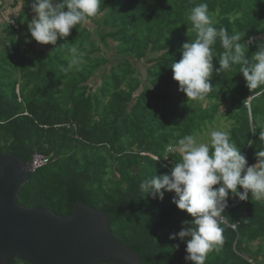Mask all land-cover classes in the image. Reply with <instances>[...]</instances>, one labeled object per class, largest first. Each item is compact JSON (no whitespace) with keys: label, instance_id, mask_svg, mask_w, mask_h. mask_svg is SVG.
Here are the masks:
<instances>
[{"label":"trees","instance_id":"obj_1","mask_svg":"<svg viewBox=\"0 0 264 264\" xmlns=\"http://www.w3.org/2000/svg\"><path fill=\"white\" fill-rule=\"evenodd\" d=\"M200 3H207L216 28L250 41L249 57L264 43V0H100L95 17L49 46L23 30L19 18L21 38L9 24L0 44V154L25 162L35 153L50 158L20 189L23 206L67 216L84 203L108 213L111 233L142 264H194L185 260L187 240L169 238L194 218L173 203L175 192L154 199L139 184L170 174L181 160L177 142L203 133L223 113L247 166L264 150V84L250 90L239 65L218 73L219 39L212 46L213 88L204 100L188 99L173 79L172 62L196 35L187 15ZM25 39L31 40L21 49ZM110 41L114 55L105 50ZM73 46L85 62L64 73ZM228 204L223 244L205 264H264V200L249 193L241 201L230 192Z\"/></svg>","mask_w":264,"mask_h":264},{"label":"clouds","instance_id":"obj_2","mask_svg":"<svg viewBox=\"0 0 264 264\" xmlns=\"http://www.w3.org/2000/svg\"><path fill=\"white\" fill-rule=\"evenodd\" d=\"M99 8L100 0H31L35 13L28 24L31 37L40 44L55 45L58 38L69 36L73 27L95 17ZM187 20L196 33L195 38L183 44L182 58L178 62L174 60L170 67L179 90L188 99L202 101L213 88L210 82L214 68L212 46L217 39L224 50L219 56L218 73L239 65L250 90L264 84V43L249 57L245 44L249 49L250 41L242 44L239 33L229 34L224 27L216 28L207 3L192 7ZM68 51L70 58L61 69L64 73L74 68L79 70L85 62V53L77 47ZM249 119L252 120L251 112ZM209 135L210 145L198 142L191 134L181 138L177 142L181 160L174 164L171 173L153 175L139 184V190L154 199L163 200L165 192H175L173 203L194 218L184 221L185 227L169 237L187 240L185 260L194 264H205L214 246L223 244L225 228L221 225L228 226L229 217L224 213L230 192L241 201H247L249 193L253 200H264V150L257 152V164L247 166L245 155L227 131L213 129ZM259 139L264 140V131L260 132ZM242 220L248 222V219ZM230 226L236 228L235 223Z\"/></svg>","mask_w":264,"mask_h":264},{"label":"water","instance_id":"obj_3","mask_svg":"<svg viewBox=\"0 0 264 264\" xmlns=\"http://www.w3.org/2000/svg\"><path fill=\"white\" fill-rule=\"evenodd\" d=\"M31 172V160L0 154V264H142L113 236L104 211L78 202L61 216L23 206L19 191Z\"/></svg>","mask_w":264,"mask_h":264},{"label":"crops","instance_id":"obj_4","mask_svg":"<svg viewBox=\"0 0 264 264\" xmlns=\"http://www.w3.org/2000/svg\"><path fill=\"white\" fill-rule=\"evenodd\" d=\"M0 6V32H2L3 34H5L4 31L9 26V24H15L14 21H17L18 18L21 19L24 14H27L25 10H28L29 15H31L32 18L35 15V13H33L31 9V0H1ZM13 9L15 10V15L12 16L9 13H12L10 10ZM21 24L25 26L27 24V27L23 30H26V32L30 33L28 22H26V24L21 22ZM16 26L18 29V25ZM18 32L20 33V28ZM3 37H5V35Z\"/></svg>","mask_w":264,"mask_h":264},{"label":"rangeland","instance_id":"obj_5","mask_svg":"<svg viewBox=\"0 0 264 264\" xmlns=\"http://www.w3.org/2000/svg\"><path fill=\"white\" fill-rule=\"evenodd\" d=\"M10 11L13 14L12 13H9V14H11L12 16L15 15V10L14 9L13 10H10ZM25 11H26L27 14H24L20 20H21V22H23L25 24H26V22H28V24H29V22L31 21L32 16L29 15L28 10H25ZM91 27H93V26H91ZM21 33L22 32L20 31V34L17 35V38H21L22 37L21 36ZM3 36H4V34L2 32H0V44H2V43L4 44V37ZM94 36L96 37L97 35H94ZM79 39L80 38H75V40H79ZM30 40L31 39H25V40H23L24 42L22 44L23 46L21 47V49H25L24 48L25 47L24 46L25 45L24 43H26V41H30ZM114 44L115 43H113L112 41H110V47L108 49H105L108 52L109 55H114V53H115V50L113 48L114 47ZM47 46H49V45L47 44ZM96 75L97 76L94 78V81H97L98 82L101 79L99 78V73L96 74ZM221 109H222L221 111H224L223 108H221ZM221 111H220V113H221ZM229 127H230V122L226 120V117L224 116V113H223V115L219 116L218 120H216L215 123H213L212 126H209L208 129L204 130L203 133L198 134L196 136V138H197L198 142H203V143L210 144V135L209 134H210V132L213 129L228 131ZM173 149L174 150H178V148H173ZM255 244H256L255 242L252 243V245H254V246H255Z\"/></svg>","mask_w":264,"mask_h":264},{"label":"built area","instance_id":"obj_6","mask_svg":"<svg viewBox=\"0 0 264 264\" xmlns=\"http://www.w3.org/2000/svg\"><path fill=\"white\" fill-rule=\"evenodd\" d=\"M50 161V158L44 154L35 153L31 159L32 164V171H35L36 169H39L45 165H47ZM233 205H229L227 208L232 207Z\"/></svg>","mask_w":264,"mask_h":264}]
</instances>
